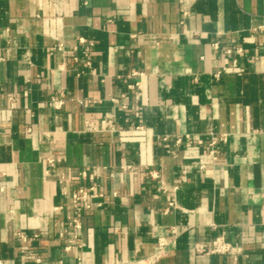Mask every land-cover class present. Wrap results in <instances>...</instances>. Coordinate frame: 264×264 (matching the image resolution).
I'll return each instance as SVG.
<instances>
[{
    "label": "crops",
    "instance_id": "0c3cea01",
    "mask_svg": "<svg viewBox=\"0 0 264 264\" xmlns=\"http://www.w3.org/2000/svg\"><path fill=\"white\" fill-rule=\"evenodd\" d=\"M216 236L237 253L195 251ZM160 237L154 264H264V0H0V264Z\"/></svg>",
    "mask_w": 264,
    "mask_h": 264
},
{
    "label": "built area",
    "instance_id": "2783aa9c",
    "mask_svg": "<svg viewBox=\"0 0 264 264\" xmlns=\"http://www.w3.org/2000/svg\"><path fill=\"white\" fill-rule=\"evenodd\" d=\"M84 42V40L82 39ZM213 46L215 48L218 47V43H213ZM60 47V46H59ZM228 52L230 49L227 50ZM142 75V72H139L137 70H131L130 76L140 77ZM220 75L219 71L215 72V76L218 77ZM130 88L140 90L141 89V81L135 80L133 83H131ZM113 101L117 102V99L112 98ZM57 106L61 104L62 101L60 100H53ZM124 107H126L124 105ZM135 114L137 115V111L135 109ZM139 126H135V129ZM221 139H224V136L221 135ZM163 140L166 139V137H162ZM215 140L213 139L211 143L213 144ZM201 168L204 167V165L200 166ZM80 175L85 177L89 176V178H92V175H87V172L85 170H82L80 172ZM101 196L100 193H97L94 189V186H80L77 190L72 192L71 194V200L74 206L73 213L68 215L67 217V225L72 229L74 236L76 237L77 231L80 229L81 221H80V215L85 212L86 210H89L93 206V199ZM169 206H175L174 202H169ZM173 232H175L174 229H172ZM169 241L164 238L160 237L158 239V245L156 251L149 257L139 259L135 261V264H154V262L161 257V255L165 252L166 246L168 245ZM68 249V246L66 247ZM194 249L198 253H208V254H236L237 248L231 245L229 242H227L222 236H216L206 242H198L195 244ZM118 264H124V263H118ZM126 264V263H125Z\"/></svg>",
    "mask_w": 264,
    "mask_h": 264
}]
</instances>
